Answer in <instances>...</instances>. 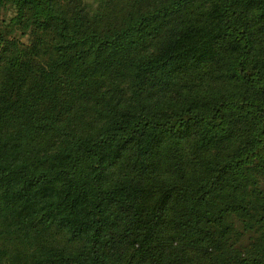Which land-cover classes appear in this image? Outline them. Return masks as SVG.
I'll use <instances>...</instances> for the list:
<instances>
[{
  "label": "trees",
  "instance_id": "1",
  "mask_svg": "<svg viewBox=\"0 0 264 264\" xmlns=\"http://www.w3.org/2000/svg\"><path fill=\"white\" fill-rule=\"evenodd\" d=\"M0 10V264H264V0Z\"/></svg>",
  "mask_w": 264,
  "mask_h": 264
},
{
  "label": "rangeland",
  "instance_id": "2",
  "mask_svg": "<svg viewBox=\"0 0 264 264\" xmlns=\"http://www.w3.org/2000/svg\"><path fill=\"white\" fill-rule=\"evenodd\" d=\"M83 2L92 10L96 9L98 6V0H83ZM11 15L12 13L9 11L5 12L4 10H0V21L2 19H8ZM22 40L26 42V38ZM214 153H216V151H198L195 147L194 141L190 138L186 139L182 144V155L184 157L186 167L193 169L198 173L202 172L205 160ZM59 236L60 234H56L54 237L59 239Z\"/></svg>",
  "mask_w": 264,
  "mask_h": 264
}]
</instances>
